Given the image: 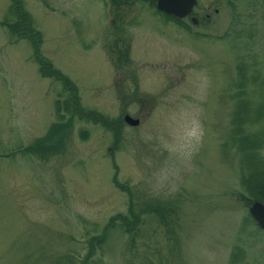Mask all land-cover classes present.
I'll use <instances>...</instances> for the list:
<instances>
[{
    "label": "rangeland",
    "instance_id": "374dc122",
    "mask_svg": "<svg viewBox=\"0 0 264 264\" xmlns=\"http://www.w3.org/2000/svg\"><path fill=\"white\" fill-rule=\"evenodd\" d=\"M232 1L201 41L150 0H0V264H264V0ZM38 58L77 89L42 154L72 89Z\"/></svg>",
    "mask_w": 264,
    "mask_h": 264
},
{
    "label": "flooded vegetation",
    "instance_id": "af4514ba",
    "mask_svg": "<svg viewBox=\"0 0 264 264\" xmlns=\"http://www.w3.org/2000/svg\"><path fill=\"white\" fill-rule=\"evenodd\" d=\"M154 7L156 8V5ZM235 8L236 3L232 0H192L190 11L182 16L165 14L157 8L156 10L174 22L179 39L182 38V33H185L193 39L213 41L214 39L229 38L231 32L230 13ZM121 55L123 53L119 49L113 53L117 60ZM255 224H257L256 221ZM257 226L261 228L258 224Z\"/></svg>",
    "mask_w": 264,
    "mask_h": 264
},
{
    "label": "trees",
    "instance_id": "16d2710c",
    "mask_svg": "<svg viewBox=\"0 0 264 264\" xmlns=\"http://www.w3.org/2000/svg\"><path fill=\"white\" fill-rule=\"evenodd\" d=\"M113 1L114 2H119L120 0H113ZM150 1H151V3L153 5H155V0H150ZM36 48H38V45L36 46ZM128 48H129L128 45L123 46L121 49L119 48L120 52L123 53V55L121 56L122 58H120L119 61L122 62L123 59L124 60H130L128 58ZM38 61H39V64H40L39 65V71H40L41 75L44 76L45 75L44 72L45 71H49V73L53 74L55 78L61 80L64 88L67 89V88L70 87L72 89L71 92H70V97H69V99L71 98L70 101L68 100L67 102H65V104H63V108H65L67 111L70 112V116L67 119L68 122H65V121L53 122L50 125V127L48 128L47 133L45 134L44 137H41V138L37 139L35 141V144L32 147H27L24 150V151L27 150V151H32V152H38V153L42 154L46 150V147L51 146V144L54 141H59V140H61L63 138V135H65L66 127L71 124L70 123L71 122V117L73 116V114L75 112L74 104H76V102L74 101L73 96L77 97V89L74 86V84H72L68 80V78H66L57 69L53 68L51 66V63H49L47 61H44V60H41L39 58H38ZM89 113H91V112H89ZM59 117L61 119L64 118L63 115H61V116L59 115ZM236 118H238V116H236ZM236 121H238V120L236 119ZM237 139H236V141L239 144L238 147H239L241 153L243 152V157L241 158V160H243V158L245 157L248 160L249 169H252V171H250V173H249V179H247L244 175H242V182L243 183H247V180H248V182L249 181L250 182H254V181H256V178L258 176V172L254 171V166H255V163L257 162V160L259 159L256 156L255 149L257 150L258 145L259 144L261 145L262 142L261 143L258 142L256 136H252V135H248V134L247 135L244 134L243 136H239ZM254 160H256V161L254 162ZM247 185H248V187L251 188V186L248 183H247ZM260 185H261V187L264 190V184H260ZM263 190H262V192H263ZM249 217L252 219L251 216H249ZM252 221L255 223V221L253 219H252ZM104 234L105 233H103L101 237H103Z\"/></svg>",
    "mask_w": 264,
    "mask_h": 264
},
{
    "label": "water",
    "instance_id": "95a60500",
    "mask_svg": "<svg viewBox=\"0 0 264 264\" xmlns=\"http://www.w3.org/2000/svg\"><path fill=\"white\" fill-rule=\"evenodd\" d=\"M155 5L158 10L165 14L182 16L190 11L192 0H156ZM124 121L130 125L139 123L138 118H133L128 114H125ZM249 213L257 224L264 228V203L255 200L249 207Z\"/></svg>",
    "mask_w": 264,
    "mask_h": 264
}]
</instances>
